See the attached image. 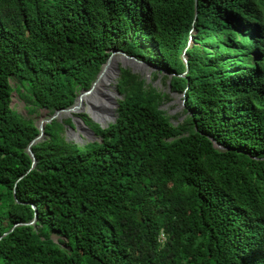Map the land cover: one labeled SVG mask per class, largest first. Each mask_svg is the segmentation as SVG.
Returning <instances> with one entry per match:
<instances>
[{
    "label": "trees",
    "instance_id": "1",
    "mask_svg": "<svg viewBox=\"0 0 264 264\" xmlns=\"http://www.w3.org/2000/svg\"><path fill=\"white\" fill-rule=\"evenodd\" d=\"M115 50L166 73L185 122L120 68L116 121L83 116L101 140L54 120L32 169L14 92L68 109ZM0 238V264H264V0H0Z\"/></svg>",
    "mask_w": 264,
    "mask_h": 264
},
{
    "label": "rangeland",
    "instance_id": "2",
    "mask_svg": "<svg viewBox=\"0 0 264 264\" xmlns=\"http://www.w3.org/2000/svg\"><path fill=\"white\" fill-rule=\"evenodd\" d=\"M113 58H115L116 61L119 59L118 62H116L118 67L115 68L113 75L109 79L105 78L99 89L97 86V88L94 89L95 92L87 95L88 97L82 100V106L79 110L71 112L70 114L63 112L58 116L57 120L65 126L64 135L68 141L75 142L79 145H85L86 143L101 140V138L84 123L83 116H86L85 119L92 120L94 123L99 124L102 128H106L116 121L118 117L117 104L121 100L116 88L120 68L132 70L133 73L140 75L146 80L147 84L153 85L159 93L168 96V99L162 106V110L172 118L171 121L174 125L177 126L185 122L187 118L185 114V93L173 91L171 80L166 78L165 72L156 75L155 73L158 70L154 66L141 60H139L141 63L135 60H128L120 54H116ZM113 76L116 79H114ZM15 82L16 81L13 82L14 86ZM21 93L14 92L12 100L13 109L23 114L27 119L34 120L37 125L42 120L50 119L51 114L46 110L38 109L36 112H31L30 114L27 103ZM69 119H73V127L65 123Z\"/></svg>",
    "mask_w": 264,
    "mask_h": 264
},
{
    "label": "water",
    "instance_id": "3",
    "mask_svg": "<svg viewBox=\"0 0 264 264\" xmlns=\"http://www.w3.org/2000/svg\"><path fill=\"white\" fill-rule=\"evenodd\" d=\"M196 5H197V0H196ZM190 46H191V45H190ZM116 54H120V55H122L123 57L127 58L128 60H135V61L141 63L138 59H136L135 57H131V56L127 55V54L124 53L123 51H116V50H115V51H112V52H111V55H110V58L108 59L107 63L104 65L102 71H101L100 74L98 75V77H97L96 81L93 83L92 87H91L89 90L81 91V93L79 94V96H78V98H77L75 104H74L72 107H70V108H68V109L58 110V111H56L53 115H51V117H50L49 120H42V121H40V123L37 125V127H38V129H39V131H40V134H39V136H38V137H37V138H36V139L30 144V146L28 147V154L30 155V157H31L32 160H33V167H32V169H33V168L36 166V164H37L36 157H35V155H34V153H33V151H32V146L35 145V144H37L38 142H41V141L45 138V126H46V124H50V123H52L54 120H57L58 116H59L60 114H62L63 112H64V113H69V114H70L71 112H74V111L79 110V109L81 108V106H82V100H83V97H84L85 95L90 94V93L95 89V87H96L97 83L100 81V79H101V77H102V75H103L105 69L110 65L112 58H113ZM183 60H184V62L187 64V72H188V69H189V66H188V59H187V56H186L185 54L183 55ZM119 71H120V70H119ZM117 106H118V104H117ZM215 145H216V147L221 148V147H220L219 145H217L216 143H215ZM37 215H38V214H37V212H36V215H35L34 220H33L31 223L27 224V225H33V224H35V222H36V220H37ZM21 225H23V224L15 225L14 228H13L12 230H14L15 228H17L18 226H21ZM6 235H8V234H5L4 236H6ZM2 238H3V237H2ZM2 238H0V241H1Z\"/></svg>",
    "mask_w": 264,
    "mask_h": 264
},
{
    "label": "bare ground",
    "instance_id": "4",
    "mask_svg": "<svg viewBox=\"0 0 264 264\" xmlns=\"http://www.w3.org/2000/svg\"><path fill=\"white\" fill-rule=\"evenodd\" d=\"M114 59H115V58H113V59L111 60L110 65L105 69V71H104V73H103V75H102L100 81L98 82V84L96 85L95 88H97V86H98V89H99V87H100L101 83L104 81V79H105V78H108V79H109V78L113 75L115 68L118 67V65H117L116 62H118V60H119V59H117V61H116V59H115V60H114ZM113 60H114V61H113ZM93 92H95V90H93L90 94H92ZM90 94H88V95H90ZM87 97H88V96L85 95V96L83 97V100L86 99Z\"/></svg>",
    "mask_w": 264,
    "mask_h": 264
},
{
    "label": "built area",
    "instance_id": "5",
    "mask_svg": "<svg viewBox=\"0 0 264 264\" xmlns=\"http://www.w3.org/2000/svg\"><path fill=\"white\" fill-rule=\"evenodd\" d=\"M161 243H164L166 241V237L164 234H161L160 238H159Z\"/></svg>",
    "mask_w": 264,
    "mask_h": 264
}]
</instances>
